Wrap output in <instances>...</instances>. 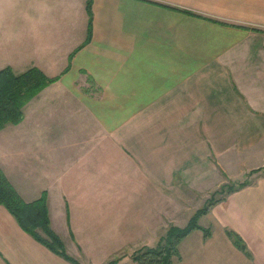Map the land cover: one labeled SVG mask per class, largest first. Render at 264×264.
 I'll return each mask as SVG.
<instances>
[{"label": "crops", "instance_id": "1", "mask_svg": "<svg viewBox=\"0 0 264 264\" xmlns=\"http://www.w3.org/2000/svg\"><path fill=\"white\" fill-rule=\"evenodd\" d=\"M85 3L0 0V68L57 76L0 129L11 184L27 201L45 192L79 264H135L131 251L249 177L198 217L172 264H264V0H91L87 41ZM14 14L34 29L30 48ZM204 165L225 178L203 182ZM0 264L75 263L0 204Z\"/></svg>", "mask_w": 264, "mask_h": 264}, {"label": "trees", "instance_id": "2", "mask_svg": "<svg viewBox=\"0 0 264 264\" xmlns=\"http://www.w3.org/2000/svg\"><path fill=\"white\" fill-rule=\"evenodd\" d=\"M91 0H86L85 7L88 14L85 41L91 34ZM57 76H48L36 66H30L21 72L15 73L10 66L0 68V129L7 123H18L23 117V106L44 86L54 81ZM258 170V169H257ZM248 180L237 184L221 187V195L214 196L215 191L207 199V203L197 208L183 226L170 224L157 243L152 246H140L130 253L135 264H172L179 257L178 242L192 228L200 227L198 217L206 212L209 205L220 199L222 195L235 187L242 186ZM218 192V191H217ZM0 204L15 217L19 225L33 235L37 240L64 258L79 264L70 256L64 247L60 236L52 229L48 216L46 194L43 191L37 198L24 200L11 184L0 167ZM204 235L208 236L210 229L201 227ZM231 240L242 250L246 247L242 239L232 230H226ZM118 259L109 261L116 263Z\"/></svg>", "mask_w": 264, "mask_h": 264}, {"label": "rangeland", "instance_id": "3", "mask_svg": "<svg viewBox=\"0 0 264 264\" xmlns=\"http://www.w3.org/2000/svg\"><path fill=\"white\" fill-rule=\"evenodd\" d=\"M44 29H45V27H44ZM10 30H11V34H12V37L13 36H19V37H21V38H27V47L28 48H30V46H31V40L33 39L32 38V33H33V30L34 29H32V27H29V26H26V25H24V23L22 24V23H20V19H19V17L16 15V14H14L13 16H11V28H10ZM45 31H43L42 29H40V28H37V30H36V35H37V50L38 51H43V48H44V46H45V43H46V45L47 44H49L47 41H46V39H45V37L44 36H42L41 37V35L44 33ZM41 37V38H40ZM229 166V168H231L232 169V172H237V171H239L240 170V168H242L244 165H228ZM209 167H211L212 168V166L211 165H204L203 166V182H205L206 181V183L207 184H211V183H214L216 180H220L221 179V177H223L225 174H224V172L222 171V170H218L219 172H217V174H211V172H210V169H209ZM115 168V165H108V172H110V171H112V170H115L114 169ZM222 172H223V174H222ZM222 174V175H221ZM223 178H225V177H223ZM248 180L249 179V177H245L243 180H241L240 182H242V181H245V180ZM226 185H232V182L231 181H229V182H226V183H223V184H220L219 186H218V188L216 189V193L214 194V196H220L221 195V191H220V188L221 187H223V188H226L225 186ZM197 189H199V188H197ZM218 191V192H217ZM198 192V191H197ZM214 192V191H213ZM196 194H199V193H196ZM220 194V195H219ZM211 195V194H210ZM210 195H208V197L210 196ZM199 200H201V199H197L196 201H194L193 203L195 204V203H197V202H199ZM207 203V200H206V202L204 203V204H202V205H200V206H203V205H205ZM189 219V218H188ZM187 222V221H186ZM163 235H165V233L164 234H162L161 236H163ZM160 236V237H161ZM135 250V249H134ZM132 252V251H131ZM130 252V253H131Z\"/></svg>", "mask_w": 264, "mask_h": 264}]
</instances>
